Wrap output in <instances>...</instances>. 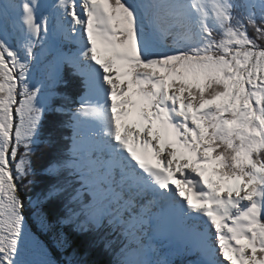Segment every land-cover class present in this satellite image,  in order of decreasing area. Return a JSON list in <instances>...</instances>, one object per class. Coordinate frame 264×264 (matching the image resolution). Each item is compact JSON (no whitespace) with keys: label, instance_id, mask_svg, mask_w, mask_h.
Listing matches in <instances>:
<instances>
[{"label":"snow or ice","instance_id":"snow-or-ice-1","mask_svg":"<svg viewBox=\"0 0 264 264\" xmlns=\"http://www.w3.org/2000/svg\"><path fill=\"white\" fill-rule=\"evenodd\" d=\"M64 68L81 87L67 109ZM50 112L72 135L45 169L63 182L29 198L41 228L65 194L60 223L124 238L115 264H169L156 236L199 264H264V0H0V264H50L28 258L21 196L36 146L56 145Z\"/></svg>","mask_w":264,"mask_h":264},{"label":"trees","instance_id":"trees-1","mask_svg":"<svg viewBox=\"0 0 264 264\" xmlns=\"http://www.w3.org/2000/svg\"><path fill=\"white\" fill-rule=\"evenodd\" d=\"M46 61L47 59L43 58L41 63L37 65V67L41 69L42 64ZM37 73L39 74L40 72L37 71ZM56 91L58 93L56 99L57 107L63 106L65 109L74 107V102L77 99V97L80 95L81 87H80L79 78L75 77L72 74L71 69L66 70L65 68L63 81L57 86ZM44 118L50 119L58 126H61L64 125L63 122L66 121L68 117L63 113L50 112V113H46ZM64 128H65L64 132L67 133L66 140H68L69 138L68 127L64 125ZM42 136L46 139L48 138V134L46 133H43ZM53 138L55 142H60L62 140V134L53 135ZM37 150H39V147H37ZM48 165L49 163L45 164L43 167L35 165L34 169L37 172L45 171ZM29 180H31V183L27 184L26 186L27 190H30L32 187H36V186H40L43 189V192L47 190L39 181H33L32 176L29 177ZM27 197L28 196L25 197V201L28 200ZM64 198L66 199L65 194H64ZM41 207L44 213L45 212L44 205H42ZM60 207H62V205L59 206V208ZM96 231L97 232L95 231L92 232L91 230H89L85 233H81L80 238L84 240V243L82 244L80 249L77 248L78 244H81L80 241L72 243V239L69 240L67 239V247L63 246L62 248L65 249V253L70 252L73 257L75 256L76 259L75 263L91 264L95 262L96 264H100V261H102V264H115L116 260L120 258V256H118L116 260L112 258L111 253L116 252V250L119 251V249L116 250L113 249L116 246L117 240L115 239L114 244L111 242V239L108 235L109 232L108 229L102 228ZM116 237H118V235H116ZM99 257H101L103 260H97V258Z\"/></svg>","mask_w":264,"mask_h":264},{"label":"rangeland","instance_id":"rangeland-1","mask_svg":"<svg viewBox=\"0 0 264 264\" xmlns=\"http://www.w3.org/2000/svg\"><path fill=\"white\" fill-rule=\"evenodd\" d=\"M250 31L251 30H249V33H250ZM50 48L52 49V47H51V45H50ZM33 75L34 76H36V77H38L39 75L38 74H36L35 72H33ZM36 188L39 190V192L40 193H42L43 192V189L40 187V186H36ZM33 201H35V199H33ZM66 203V199H62L61 200V202H56V203H49V204H46V203H44L43 205H44V207H45V212H44V214H49V213H51L55 208H54V206L56 207V206H61V205H63V204H65ZM26 205L28 206V208H29V212H28V223H29V226L31 227V232H29V235H30V238H31V240H30V244L31 243H36V240H35V235H34V231H35V229H37L38 227H40L39 226V224L37 223V220H36V217L34 216V215H32L31 214V205H29L28 204V202L26 203ZM65 206V205H64ZM63 207V206H62ZM54 221V219H53V217H51V219L48 221V223H47V228L50 226V225H52L53 222ZM70 227L72 226L71 224H68ZM46 228V227H45ZM46 228V229H47ZM45 231V230H44ZM58 232L57 230H55V229H53V228H50V231H48V229H47V235L48 236H52V234L54 233V232ZM68 232H69V234H68V237L70 238V239H72V240H74V242H77V241H80V243L81 244H78V246H77V248L78 249H80L81 248V246H82V244L84 243V240L83 239H81L80 237H79V234H77V235H75L71 230H68ZM53 237V236H52ZM159 238H160V241H159V244H156L155 246H158V247H160V249H161V251H158V252H156V254L152 257L153 259H157V258H159V259H166V260H171L172 259V255L170 254V255H167L166 254V250H164V248H166V247H168V245H166L165 244V242H164V239H163V237H160V236H158ZM165 241H166V239H165ZM113 244H114V240L113 241H111ZM151 242V240L150 241H147L146 243H150ZM174 244V243H173ZM55 248H58V249H60L59 248V246H54ZM153 247V246H152ZM155 248V247H154ZM39 249L41 250V253L42 254H37V255H35V256H33V255H31L30 254V257H29V259H43V260H47V261H49L50 262V264H61L60 262H56V260H55V258H53V256H52V254L48 251V249L45 247V248H42V247H39ZM119 255V252L118 253H116L115 255ZM166 256H168V257H166ZM59 258L62 260V261H64V262H68L69 264H70V262H71V264H78V263H73L71 260H70V255H66V254H64L63 252H59ZM200 259H201V257L199 258V260L197 261V263L196 264H199V261H200ZM97 260H103L101 257H99V258H97ZM61 261V262H62ZM174 263V262H173ZM91 264H96L95 262H93V263H91ZM100 264H102V261H100Z\"/></svg>","mask_w":264,"mask_h":264},{"label":"bare ground","instance_id":"bare-ground-1","mask_svg":"<svg viewBox=\"0 0 264 264\" xmlns=\"http://www.w3.org/2000/svg\"><path fill=\"white\" fill-rule=\"evenodd\" d=\"M35 65H36V64H35ZM64 205H65V204H63L62 206H64ZM60 218H61V217H59V216H53V219L56 221V227H58L59 225H61V223L59 222ZM121 247H122V246H121ZM114 253H117V252H113V253H111V255H112V258H113L114 260H116L117 257H118L119 255L117 254V256H116Z\"/></svg>","mask_w":264,"mask_h":264}]
</instances>
